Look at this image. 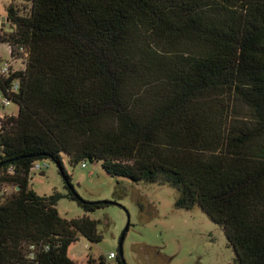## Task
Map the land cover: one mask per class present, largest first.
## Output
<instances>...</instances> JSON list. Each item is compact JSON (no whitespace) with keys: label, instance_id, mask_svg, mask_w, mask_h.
<instances>
[{"label":"trees","instance_id":"trees-1","mask_svg":"<svg viewBox=\"0 0 264 264\" xmlns=\"http://www.w3.org/2000/svg\"><path fill=\"white\" fill-rule=\"evenodd\" d=\"M5 18L0 44L27 58L0 78L18 107L0 110V186L13 190L0 199V264H78V236L102 240L96 220L59 215L62 195L29 187L40 160L71 186L63 156L168 185L177 209L222 227L233 264H264V0H10ZM65 197L85 213L106 206Z\"/></svg>","mask_w":264,"mask_h":264},{"label":"rangeland","instance_id":"rangeland-1","mask_svg":"<svg viewBox=\"0 0 264 264\" xmlns=\"http://www.w3.org/2000/svg\"><path fill=\"white\" fill-rule=\"evenodd\" d=\"M10 0H0V19L6 17ZM22 6L28 7L22 3ZM4 23L0 25L3 29ZM0 58L10 60V50L0 44ZM18 107L10 104L2 115L17 114ZM39 171H31L30 189L38 196L58 193L56 209L67 220L88 216L97 221V232L102 240L90 243L78 236L68 249V257L78 264H86L89 257L105 264H117L108 259L110 253L118 255L119 240L128 227L122 243L126 264H233L235 255L228 244L221 226L213 223L194 206L190 210L177 209V192L168 185L133 183L126 178L111 177L100 162H86L71 166L63 156L64 168L76 194L85 201H109L92 212L85 213L75 201L65 195L67 188L51 160H40ZM13 190L11 189V192ZM10 192V193H11Z\"/></svg>","mask_w":264,"mask_h":264},{"label":"built area","instance_id":"built-area-1","mask_svg":"<svg viewBox=\"0 0 264 264\" xmlns=\"http://www.w3.org/2000/svg\"><path fill=\"white\" fill-rule=\"evenodd\" d=\"M2 23H5V22H3L2 18H1L0 19V25ZM3 29L6 30L7 28L4 26ZM9 50H10V48H9ZM20 53L22 54L23 57L14 58L11 56V50H10V60L6 62V61H3L1 59V62H0V78L1 79L7 80L10 77H12L13 74H15L17 72H22L25 70L27 54L23 50H20ZM19 87H20V81L18 79H14L11 82L10 88L6 91L7 95H10L11 93L17 92ZM10 104H11L10 99L8 97H4L0 93V110L1 111L4 110ZM6 114L10 115V113H6ZM3 116H5V115H2V113H1V117H3ZM86 165H87L86 163H82L81 167L85 168ZM39 170H41V166L37 163L33 166L32 171H39ZM10 192H11L10 187L0 186V199L9 195ZM108 259H115V254L110 253L108 256Z\"/></svg>","mask_w":264,"mask_h":264},{"label":"water","instance_id":"water-1","mask_svg":"<svg viewBox=\"0 0 264 264\" xmlns=\"http://www.w3.org/2000/svg\"><path fill=\"white\" fill-rule=\"evenodd\" d=\"M4 23V26L7 28L5 31L7 33H12L13 32V29L10 28V23L8 21L7 18H3L2 19ZM66 188L70 191H74L73 187L70 186L68 183L65 184ZM95 204H101V205H108V204H115L113 202H109V201H97V202H94ZM128 227H126L125 231L122 233L121 237H120V240H119V256L121 258L122 261H124L123 259V254H122V243H123V240H124V236H125V233L127 231Z\"/></svg>","mask_w":264,"mask_h":264},{"label":"crops","instance_id":"crops-1","mask_svg":"<svg viewBox=\"0 0 264 264\" xmlns=\"http://www.w3.org/2000/svg\"><path fill=\"white\" fill-rule=\"evenodd\" d=\"M3 19V18H2Z\"/></svg>","mask_w":264,"mask_h":264}]
</instances>
